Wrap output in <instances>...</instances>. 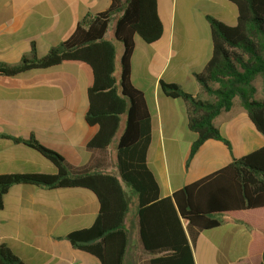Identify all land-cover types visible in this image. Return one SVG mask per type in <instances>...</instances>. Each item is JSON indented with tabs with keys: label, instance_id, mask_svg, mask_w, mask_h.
<instances>
[{
	"label": "crops",
	"instance_id": "1",
	"mask_svg": "<svg viewBox=\"0 0 264 264\" xmlns=\"http://www.w3.org/2000/svg\"><path fill=\"white\" fill-rule=\"evenodd\" d=\"M111 3L112 0H0V63L17 64L31 56L34 47L39 57L44 56L69 39L86 16L106 11ZM158 12L164 35L153 44L136 37L132 81L144 92L151 112L147 162L160 178L162 196L167 197L234 158L261 148L264 135L255 129L236 96L232 108L214 120L231 141V148L210 139L187 164L197 134L189 128L186 102L165 95L161 81L176 83L206 98L196 74L204 69L213 52L207 16L234 26L239 12L229 0H158ZM115 24L110 22L106 37L117 48L115 76L119 85L124 45L115 39ZM93 81L92 68L78 61L15 76L0 74V175L57 172L41 153L15 140L34 136L61 153L75 169L89 167L94 172L120 177L117 149L126 117L107 150L87 147L99 131L98 126L86 120L88 90ZM121 181L130 200L124 221L128 236L124 264H149L152 257L163 253L145 251L139 233V197ZM99 213L98 198L89 189L16 184L5 194L0 210V245H8L28 264H102L97 256L75 247L68 239L71 233L92 227ZM184 227L196 264L264 263L262 254L250 253L252 228L244 222L233 220L214 229L199 230L189 228L184 221Z\"/></svg>",
	"mask_w": 264,
	"mask_h": 264
},
{
	"label": "trees",
	"instance_id": "2",
	"mask_svg": "<svg viewBox=\"0 0 264 264\" xmlns=\"http://www.w3.org/2000/svg\"><path fill=\"white\" fill-rule=\"evenodd\" d=\"M239 12L237 24L227 25L207 16L213 52L204 69L196 74L206 98L193 95L176 83L161 81L165 95L182 98L187 104L188 125L197 134L188 165L210 139L231 148L214 120L229 111L236 96L247 110L255 129L264 135V99L257 100L254 85L257 76L264 84V0H229ZM116 21L115 39L124 45L121 78L116 72L117 48L106 37L110 22ZM164 35L158 12V0H112L110 7L79 22L72 36L39 57L35 47L31 56L17 64L0 63V74L15 76L37 69H49L66 61L88 64L93 71V85L88 90V124L99 131L88 142V149L105 151L119 133L117 165L119 176L94 172L89 167L74 168L58 151L42 144L36 137L24 141L53 163L51 173L0 175V210L4 196L16 184L38 188H84L95 193L100 213L95 224L68 236L71 243L97 256L102 264H124L128 236L124 221L130 200L121 179L139 197V233L146 252L154 256L149 264H196L189 228L209 230L233 220L252 228L250 253L264 257V146L199 180L187 184L171 196H162L161 181L148 164L151 142V112L144 92L132 81V56L139 36L153 44ZM121 87V88H120ZM121 178V179H120ZM194 240V239H193ZM0 264H28L11 248L0 245ZM264 264V263H261Z\"/></svg>",
	"mask_w": 264,
	"mask_h": 264
},
{
	"label": "rangeland",
	"instance_id": "3",
	"mask_svg": "<svg viewBox=\"0 0 264 264\" xmlns=\"http://www.w3.org/2000/svg\"><path fill=\"white\" fill-rule=\"evenodd\" d=\"M114 22V20L112 21ZM119 64V63H118ZM254 85L256 87V94L255 97L257 100H263L264 99V84H263V77L262 76H257L255 79ZM240 119H244V117L240 116ZM201 249V247H199Z\"/></svg>",
	"mask_w": 264,
	"mask_h": 264
}]
</instances>
